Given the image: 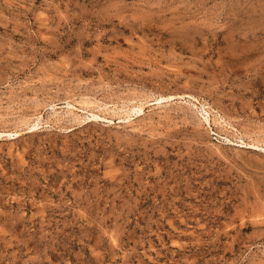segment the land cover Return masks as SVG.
I'll use <instances>...</instances> for the list:
<instances>
[{"label": "rangeland", "instance_id": "obj_1", "mask_svg": "<svg viewBox=\"0 0 264 264\" xmlns=\"http://www.w3.org/2000/svg\"><path fill=\"white\" fill-rule=\"evenodd\" d=\"M0 264H264V0H0Z\"/></svg>", "mask_w": 264, "mask_h": 264}]
</instances>
